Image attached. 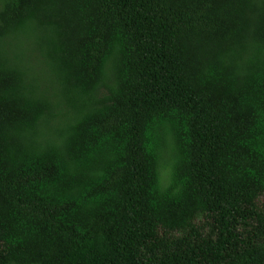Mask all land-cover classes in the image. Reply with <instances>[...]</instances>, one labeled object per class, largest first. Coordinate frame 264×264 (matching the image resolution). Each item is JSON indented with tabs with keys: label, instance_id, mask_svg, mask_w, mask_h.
Instances as JSON below:
<instances>
[{
	"label": "trees",
	"instance_id": "1",
	"mask_svg": "<svg viewBox=\"0 0 264 264\" xmlns=\"http://www.w3.org/2000/svg\"><path fill=\"white\" fill-rule=\"evenodd\" d=\"M263 194L264 0H0V264H264Z\"/></svg>",
	"mask_w": 264,
	"mask_h": 264
},
{
	"label": "rangeland",
	"instance_id": "2",
	"mask_svg": "<svg viewBox=\"0 0 264 264\" xmlns=\"http://www.w3.org/2000/svg\"><path fill=\"white\" fill-rule=\"evenodd\" d=\"M161 174H162V178L166 179L168 175V170L166 168L165 169L163 168ZM259 205L264 210V194L259 199Z\"/></svg>",
	"mask_w": 264,
	"mask_h": 264
}]
</instances>
